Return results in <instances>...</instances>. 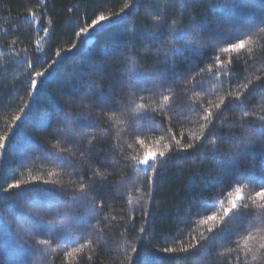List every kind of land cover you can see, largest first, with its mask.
<instances>
[{"label": "trees", "instance_id": "trees-1", "mask_svg": "<svg viewBox=\"0 0 264 264\" xmlns=\"http://www.w3.org/2000/svg\"><path fill=\"white\" fill-rule=\"evenodd\" d=\"M160 14L169 24L158 43L152 27ZM101 15L109 17L110 27L102 21L104 31L97 26L77 35ZM262 20L264 0H0V264H144L146 258L156 264H234L237 257L241 264H264L259 247L264 223L257 215L264 201L255 197L251 184L241 187V195L247 200L252 194L247 203L257 215L256 226L242 224L233 213L224 216L236 199L227 161L234 145H245L241 169L255 158L259 172L264 143V98L257 87L264 84ZM197 22L199 41L216 32L232 42L243 39L244 47L193 50L183 48V41L167 39L176 25ZM171 44L180 51L165 60L162 52ZM33 57L47 60L36 70L51 73L43 78L47 87L34 77L39 90L29 83L27 64ZM137 63L154 73L143 82L148 90L139 91L123 114L109 112L90 130L93 145L109 165L103 182L112 193L102 207L95 206L99 219H91L94 194L84 203L80 192L82 182L92 176L91 166L57 136L72 130L63 120L65 112L76 116L86 111L71 99L74 93L100 84L103 70L102 86L108 91ZM173 73L180 84L165 101L158 86L171 82ZM189 74L192 80L182 86ZM193 81L203 82V89L192 91ZM253 89L256 93L249 96ZM237 94L248 96L244 108L235 107ZM122 99L128 100L127 88ZM208 112L211 117L205 120ZM93 116L100 119L99 109H93ZM41 122L49 127L42 128ZM150 124L158 135L146 132L133 138L134 130ZM187 144L193 147L182 151ZM148 151L172 157L160 175L149 173L154 184L133 159ZM63 160L81 173L87 166V175H73ZM16 183L19 187H8ZM85 220L89 231L97 230L87 237L90 242L82 241ZM165 247L176 251L166 253Z\"/></svg>", "mask_w": 264, "mask_h": 264}, {"label": "snow or ice", "instance_id": "snow-or-ice-1", "mask_svg": "<svg viewBox=\"0 0 264 264\" xmlns=\"http://www.w3.org/2000/svg\"><path fill=\"white\" fill-rule=\"evenodd\" d=\"M30 17L34 18V14L30 13ZM102 21H108L109 27L111 26L109 17L107 16H98L97 18L93 19L90 24L86 27H81L80 32L77 35L89 34L88 29L92 28L95 29L97 26H100V30L104 31V27L101 25ZM261 25H264V20H262ZM169 24L168 17L164 16L163 14L159 15V18L154 20V24L152 27V31L157 34V42L159 43L160 39H163L162 36L159 34L163 32L165 28H167ZM202 31L199 22L189 25H176L173 29L171 35L167 38L170 42L174 41L175 44H179L183 41V48L189 49H198V48H208V49H216L221 46V44H228L231 50L239 49L244 47V40L237 38L239 43L232 42L230 38H222L218 33L212 32L210 34V38L206 42H201L197 39V33ZM261 31H264V27H261ZM175 44H171L170 47L163 51L162 54L165 60L171 59L175 56L180 49L175 47ZM76 45H73V48H76ZM69 49L68 51H71ZM224 51H228L229 48H224ZM32 63H28L27 66L31 69L29 74V83L31 87L35 90H39L38 82L34 77L41 78L39 85L43 87H47V84L44 83V77L48 69H44L43 71L36 70L37 68L43 67V64L47 62V60H40L36 57L32 58ZM27 63V61H25ZM56 61H52V64H55ZM52 64L48 65V68L52 67ZM106 70L100 71L99 76L101 78V83L98 84L93 82L89 85L88 89L83 93H74L71 99L73 101H78L86 111L81 112L76 116H72L69 113L65 112L63 116V120L65 123L71 126V132L67 136H57V139H62L66 144L73 145L74 149L78 152H81L85 158L88 160V165L91 166L92 176L89 178V181L82 182V186L80 188V192L84 195L81 197V200L84 203H88L89 194L92 193L91 197V204L94 206L92 209L89 210V216L91 219H99L98 214L95 211V206L99 205L100 207L103 206V201H106L108 198L111 197L112 193L109 190V187L104 184V178L106 176L105 171L109 167L106 163L105 159L100 154V147L98 145H93L92 141L95 139V136H90V130L95 129L101 122L103 116L109 112L111 113H121L123 114L127 107L130 106L129 102L134 103V98L138 96L139 91H146L148 89L144 88L143 82L151 78L154 74L153 72L146 71L143 69L138 63L136 64L135 69L128 71L127 69L122 73L119 79H115L113 81V86L108 90L105 91L104 87L102 86V81L106 76ZM48 75H51L48 72ZM176 73H173V78L171 82H167L158 86V90L163 95V99L167 101L169 99V95L175 89V87L180 84V81L177 79ZM126 77V79H125ZM192 80L191 74L184 76V85L186 86L188 81ZM227 83L231 84V80L227 81ZM197 87L203 89V82H199L197 84L193 81L192 91H195ZM260 90L262 98H264V84H260L257 86ZM127 88V97L128 100L125 101L122 99V95L124 89ZM154 89H157V86L154 85ZM256 93V89H253L248 92V95H254ZM156 94V91H153V95ZM248 98L245 96L244 99L241 98L239 94L234 97L235 100V107L236 108H244V101ZM223 104L224 101H221ZM231 106V105H229ZM219 108V105H216ZM93 109H99L100 119L95 118L93 116ZM189 111H192L191 109ZM206 111V110H205ZM187 113H185L186 115ZM211 117V113L208 112L204 115V119L208 120ZM142 119H147V117H140ZM19 120L20 117H17ZM42 128L47 129L49 125L46 122H41L40 125ZM261 127L264 129V119L261 121ZM167 132L168 129H165ZM146 132H151L153 134H159L157 127L155 124L146 125L145 128L136 129L133 131L132 136L133 138L140 137L145 135ZM261 137H264V130L260 133ZM87 141V144H85ZM139 143L143 144L144 140H139ZM176 145H179V141L177 140ZM4 145L0 143V147ZM193 145L187 144L184 146L182 151H187L188 149L192 148ZM235 151L227 157V161L231 164L230 174H229V187L233 184L236 185L235 192H236V199L232 202L231 207L224 210V216H229L230 213L234 214L235 219L239 220L242 224H248L252 222V226L255 227V221L257 219V215L259 221L264 223V205H261V211L254 215L249 210V205L247 200L253 199L252 194L250 193L247 197V200L244 195H241V187L245 184H251L253 186V191L255 197H258L260 200L264 201V143L261 144V155L259 158V172L256 171L257 163L255 158H253L252 164L247 167L246 169H241V161L244 156V149L245 145L243 143H239L234 145ZM172 157H165L164 152L154 153L152 151L145 152L143 157H134L133 159L136 162V166L139 170L143 172V174L147 177V182L155 183V178L149 173H155L156 176L160 175L161 171L167 166L166 160L171 159ZM63 164L67 165L70 172L79 177L81 175H87L89 168L86 166L83 173L78 170L75 165L70 164L67 160L62 161ZM9 188H17L19 184H10ZM258 189V190H256ZM6 191L8 189H5ZM239 206H238V203ZM243 209V211H241ZM235 213H240L239 215H235ZM210 219L214 217H209ZM90 225L87 220L84 222V226L82 229V241L90 242L87 240L88 236L93 235L97 230L92 229L89 231ZM247 230V229H246ZM144 232V229H141ZM147 236L148 234L145 233ZM215 239V238H214ZM46 243L48 241H45ZM261 249H264V243L260 244L259 246ZM79 249H77L78 251ZM133 252L136 249H132ZM166 253L175 252V248L165 247L163 249ZM177 259H186L177 257ZM253 259H256L253 256ZM144 264H156L154 259L146 258ZM234 264H241L239 258H235Z\"/></svg>", "mask_w": 264, "mask_h": 264}]
</instances>
